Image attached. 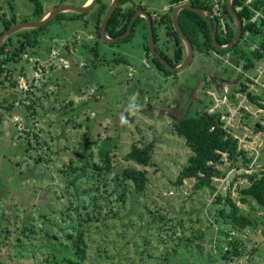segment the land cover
<instances>
[{
	"label": "rangeland",
	"instance_id": "374dc122",
	"mask_svg": "<svg viewBox=\"0 0 264 264\" xmlns=\"http://www.w3.org/2000/svg\"><path fill=\"white\" fill-rule=\"evenodd\" d=\"M39 1L50 11L87 0ZM133 1L156 19L169 11L171 2ZM213 1L218 15L220 2ZM33 9L31 0H0V15L15 16L17 23L36 20ZM98 13L99 3L78 16L63 12L36 32L38 45L19 60L28 62L27 71L35 77L31 82L18 68L12 83L8 69L17 67L12 62L0 75V264H48L50 251L71 253L86 218L92 222L83 225L88 228L86 264H264V208L256 201L243 203L239 193L250 183L242 173L264 172V76L254 80L262 60L256 69L246 70L245 61L232 53L219 58L195 48L187 68L167 75L145 50L147 20L141 19L131 39L108 42L98 36ZM155 28L158 50L174 59L173 30L158 22ZM12 37L14 42L22 38ZM252 37L247 34L241 46L255 48L259 37ZM65 44L72 53L60 58L57 53ZM26 54L38 58L35 68ZM118 56L129 64L115 62ZM241 83L261 99L252 101L240 91L231 98ZM26 86L34 95H23ZM221 88L226 95H219ZM130 105H138L135 115L129 113ZM203 108L224 114L226 126L253 159L248 168L241 163L226 177L215 178L216 192L196 190L194 178L177 184L192 151L173 123ZM121 116L127 125H121ZM134 143L154 145L155 164L137 165L148 172L144 192L130 182L117 186L115 180L122 168L136 165L124 158ZM106 146L111 147L112 168L102 169L103 180H98L94 166L105 165ZM217 193H230L253 224L242 227L220 217L224 204L216 201ZM48 232L58 238L48 240ZM231 239L243 253L232 260L224 257Z\"/></svg>",
	"mask_w": 264,
	"mask_h": 264
},
{
	"label": "trees",
	"instance_id": "16d2710c",
	"mask_svg": "<svg viewBox=\"0 0 264 264\" xmlns=\"http://www.w3.org/2000/svg\"><path fill=\"white\" fill-rule=\"evenodd\" d=\"M34 5L33 13L36 20L41 19L49 10H45L42 2L39 0H31ZM184 0H171V6L168 12L161 15L159 19H156L151 11L142 4H135L133 0H120L119 5L116 7L111 19L109 20L107 33L111 37H117L124 34L129 28L130 21L135 14V12L143 8L148 11V13L153 18V29L155 32L156 46L158 42V34L156 32L155 24L158 22L164 25L167 29L173 30V37L176 42L175 57L170 58L168 54L164 51L158 50L163 57H165L173 66L180 64L185 57V45L182 38L179 36L175 30L172 23V11L174 7ZM190 4L202 7L210 10L211 14L213 12V7L215 2L213 0H189ZM219 14L214 16L217 20V39L222 45L228 44L232 41L236 33V24L234 17L229 11L227 0H219ZM99 3V13L97 17V28L98 36L102 38L100 33L101 22L108 10L109 3L104 0H98ZM233 6L237 9V13L243 22V31L240 40L231 48L226 50H217L213 43L211 27L209 26V21L206 17L198 14L197 12L190 9H183L179 13V21L181 27L185 34L191 39L194 48H198L202 53H210L212 50L217 52L219 55L222 53L228 54L232 53L237 56L240 60H244V68L246 70L256 69L258 63L264 60V0H233ZM257 13H260L257 16ZM6 13L0 15L2 19L3 30L0 32L2 34L6 29L10 28L12 25L17 23V19L13 16L11 19L5 16ZM58 14L57 16H59ZM80 14H77L78 16ZM257 18L255 19V17ZM144 17H139L132 27V33L118 41L129 40L133 36V31L136 25ZM211 18V17H210ZM146 21V19L144 18ZM211 20H213L211 18ZM146 26L148 23H145ZM47 25L38 28L30 29L18 32L16 34L21 35L17 42L13 41V37H9L0 47V75L6 68L8 63L11 61H19L23 54L28 50V47H33L38 42V37L36 32L45 29ZM147 34V33H146ZM250 34L252 40L259 37L258 45L255 48L249 49L241 46L242 39ZM148 38V34H147ZM158 49V47H157ZM145 50L148 56H151V60L156 64V66L169 75L172 73L169 71L165 65L156 57L150 50L147 42L145 44ZM115 62H126L127 60L121 56L114 58ZM129 64L128 62H126ZM239 89L231 92V98H234L236 92H246L247 96L252 101H259L261 96L254 94L252 91H248V86L245 83H241ZM206 89L208 87H205ZM219 95H226L224 88L220 89ZM210 95V94H209ZM215 101L212 99L209 105H214ZM13 105H9L11 108ZM261 106H264L261 103ZM223 113L220 110L209 111L204 109L197 110L193 115H187L185 117L179 118L174 121L173 129L179 135L185 138L188 146L190 147L192 154L188 157L187 163L183 166L177 177V184H183L186 179L194 178L195 184L194 188L196 190H201L209 188L212 192H216L215 178L226 177L229 169L240 168L242 165L249 167L250 163L253 161L251 157L248 156V151L241 147L240 138L233 133L229 127L226 126L225 120L222 118ZM116 147V146H115ZM153 143L144 144L143 146L134 143L130 150L125 153L124 158L128 161L134 162L136 165L126 166L121 169V171L116 176L117 186H121V181L125 183L132 184L135 191L144 192L147 188L149 177L146 169L137 167V165L146 167L154 165L153 160L154 154ZM111 147L106 146L103 162L105 165H95V171H98V180H103L101 177V170L104 168H112V157L110 156ZM92 155L93 153H89ZM39 159V158H38ZM37 159V160H38ZM40 161V159H39ZM229 162V166L225 167L224 164ZM85 165V164H84ZM82 165V171L84 172L85 166ZM87 165V164H86ZM76 169L75 166H72ZM78 168V167H77ZM85 174V173H83ZM242 176L248 178L250 183L239 190L240 201L243 203H248L256 201L260 207L264 208V172H246L242 173ZM77 178H79L77 176ZM120 180V181H119ZM119 181V182H118ZM126 190V187H123ZM125 194L121 195L124 198ZM216 201L222 203L223 206L219 208L218 215L226 222L233 221L237 225L242 227L252 225L253 220L245 216L240 211V206L237 201L234 200L230 193L228 195H223L222 193L216 194ZM229 207V208H228ZM64 212V211H63ZM52 213H55L53 210ZM47 219V216H46ZM91 223V219H83L80 222V233L70 235L72 238L76 239L72 242L71 253H58L60 251H50L47 254L48 264H86L85 259L87 255L88 245L84 240V235L86 234L88 228L86 229L83 225ZM32 230L33 227H32ZM25 232V230H23ZM227 235L229 233H226ZM45 237L48 240L53 241L57 239V234H51L50 232L45 233ZM227 249L224 253V257L228 259H233V255L241 256L243 253L239 249L238 242L236 240L227 241ZM232 248L233 250H231ZM65 252V250L62 249ZM233 252V253H232Z\"/></svg>",
	"mask_w": 264,
	"mask_h": 264
},
{
	"label": "water",
	"instance_id": "95a60500",
	"mask_svg": "<svg viewBox=\"0 0 264 264\" xmlns=\"http://www.w3.org/2000/svg\"><path fill=\"white\" fill-rule=\"evenodd\" d=\"M97 2H98V0H87L81 6H74V5H69V4L58 5V6L53 7L50 11H48L39 20L23 21L20 23H15L10 28L6 29L2 34H0V47L13 34H16L18 32L25 31V30L41 28V27L47 25L49 22H51L52 19H54L58 14L63 13V12H75L78 14L85 13V12L91 10L97 4ZM119 2H120V0H112L111 1L109 8H108V10H107L102 22H101L100 33H101L103 40L108 41V42H116L120 39H124V38L128 37L132 33V27H133L134 23L136 22V20L139 17H144L148 23V46H149L151 52L156 57H158L159 60L165 65V67L171 72H177V71H180V70L187 68L192 63V61L194 59V55H195L194 45H193L191 39L183 31L181 24H180V21H179V13L181 10L190 9V10H193V11L197 12L198 14H200V15H202L208 19L209 26L211 27L213 43H214V46L216 47L217 50H226V49L233 47L240 40L241 35H242L243 22L237 13V9H235L233 6V0H227V4H228L229 11L235 20L236 33H235V36L232 39V41L228 44H225V45H222L218 42V39H217L218 22L214 18V15L211 14L210 10H208L206 8L194 6V5L190 4L189 2L180 3L174 7V9L172 11L171 19H172V23H173L175 30L177 31V33L179 34V36L182 38V40L184 42L186 53H185L184 60L180 64L173 66L158 51L157 46H156V40H155V32L153 29V18L148 13V11L144 10L143 8H140L135 12V14L133 15V17L130 21L129 28L127 29V31L124 34L117 36V37H111L108 35L107 27H108L109 20L111 19L114 11L116 10V7L119 5ZM210 17L213 20H211Z\"/></svg>",
	"mask_w": 264,
	"mask_h": 264
},
{
	"label": "flooded vegetation",
	"instance_id": "af4514ba",
	"mask_svg": "<svg viewBox=\"0 0 264 264\" xmlns=\"http://www.w3.org/2000/svg\"><path fill=\"white\" fill-rule=\"evenodd\" d=\"M111 3V2H110ZM110 3H109V5H110ZM108 8H109V6H108ZM212 14L214 15V16H216V14H214V12H212ZM38 44H36L35 46H33L32 48H34V47H36ZM64 49L63 50H61L60 51V53H57L58 54V56L60 57V58H62V56H67L66 54L67 53H72V48H70L71 46L70 45H68V44H65L64 45ZM28 50H29V47H28ZM28 50L26 51L27 53H28ZM49 51H50V49H49ZM25 52V53H26ZM34 52V51H33ZM29 54V53H28ZM28 54H26V58L28 59V61H30L29 62V66L31 67V68H35L37 65H38V58H35V60H32V58L31 57H29V55ZM25 60V59H24ZM12 62V64L14 65V63H16L17 64V67H16V69H14V66L12 67V69H11V67L8 69V73H9V70L11 71V73H10V78H12L13 80H12V83H13V81H15L16 80V77H15V74L17 73V72H14V70L15 71H17V69L18 68H20V69H23L22 70V73H23V75L24 76H26L27 77V79L26 80H28V81H32L33 79H35V77L34 78H31V75H30V72H28L27 71V69H28V66H27V61L26 62H22V61H17V62H15V61H11ZM33 62V63H32ZM21 63V65L18 67V65ZM12 71H13V73H12ZM11 74H12V76H11ZM36 80H38V79H36ZM33 86V85H32ZM22 89L24 90V94L23 95H34V93H29V87L28 86H26L25 88L24 87H22ZM15 93L14 92H12V95H14ZM22 94H19V95H22ZM29 100H31V99H29ZM10 101V100H9ZM28 102H32V101H28V100H26V103H28ZM32 104V103H31ZM31 104H29V105H31ZM15 106V105H14ZM28 110V109H27ZM30 113V112H29ZM27 114H28V111H27ZM30 115V114H29ZM1 117H3V115L1 114Z\"/></svg>",
	"mask_w": 264,
	"mask_h": 264
},
{
	"label": "crops",
	"instance_id": "0c3cea01",
	"mask_svg": "<svg viewBox=\"0 0 264 264\" xmlns=\"http://www.w3.org/2000/svg\"><path fill=\"white\" fill-rule=\"evenodd\" d=\"M185 1V0H184ZM171 6V2H170V4L169 5H167L166 6V8H169ZM202 54H205V53H202ZM207 54H211V56H215V57H219V58H222V55H219L217 52H215V51H211L210 53H207ZM229 54V53H228ZM257 73H255L254 72V76L253 77H256L257 75H256ZM256 79V78H255ZM254 79V80H255ZM208 92V91H207ZM211 92V91H210ZM262 110V109H261ZM31 110H29V112H30ZM11 114H16V112H12ZM3 117H4V115H3ZM246 127V129L247 130H249L250 128L248 127V125H246L245 126ZM234 133V132H233ZM236 136H238V135H236ZM1 155V154H0ZM1 158H2V156H1ZM2 160V159H1ZM1 162V161H0Z\"/></svg>",
	"mask_w": 264,
	"mask_h": 264
},
{
	"label": "clouds",
	"instance_id": "9594fccd",
	"mask_svg": "<svg viewBox=\"0 0 264 264\" xmlns=\"http://www.w3.org/2000/svg\"><path fill=\"white\" fill-rule=\"evenodd\" d=\"M137 108H138V105L137 106H131L130 105L129 113L131 115H135V111H136ZM120 123H121L122 126L127 125L128 124V120L125 117L121 116Z\"/></svg>",
	"mask_w": 264,
	"mask_h": 264
},
{
	"label": "built area",
	"instance_id": "2783aa9c",
	"mask_svg": "<svg viewBox=\"0 0 264 264\" xmlns=\"http://www.w3.org/2000/svg\"><path fill=\"white\" fill-rule=\"evenodd\" d=\"M258 71H259V74L258 77H256V81H259L258 79L261 78L262 76H264V60H262L259 64V67H258Z\"/></svg>",
	"mask_w": 264,
	"mask_h": 264
}]
</instances>
